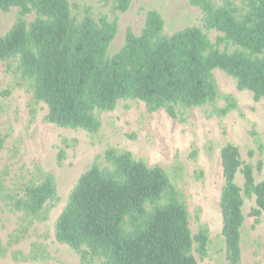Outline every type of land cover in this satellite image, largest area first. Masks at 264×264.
<instances>
[{
    "label": "trees",
    "instance_id": "1",
    "mask_svg": "<svg viewBox=\"0 0 264 264\" xmlns=\"http://www.w3.org/2000/svg\"><path fill=\"white\" fill-rule=\"evenodd\" d=\"M187 1L197 11L187 26L170 30L160 9L149 7L140 33L127 28L123 45L113 50L119 15L132 0H0V11L15 10L14 22L0 33V62L27 85L32 104L46 106V121L92 138L101 128L95 112L112 111L119 100L136 99L149 112L163 109L183 120L185 111L217 99L215 69L232 77L238 90L250 91L254 101L264 99V0ZM211 30L222 34L215 42L208 37ZM221 44L234 49L220 50ZM235 107L234 97L226 95L215 114L223 117ZM253 136L262 153L263 144ZM4 141L0 135V152ZM68 147L63 139L58 163ZM219 154L222 241L212 252L207 227L192 233L187 206L172 183L184 172L178 158L167 169L111 146L80 174L54 223L55 239L81 264H197L193 252L241 264L245 198L254 199L248 215L255 222L264 213V172L258 181L254 174L263 163L243 162L229 142ZM238 172L242 187L235 182ZM58 200L54 176L39 166L17 192L0 183L4 209L23 215L13 242L34 221L46 220Z\"/></svg>",
    "mask_w": 264,
    "mask_h": 264
},
{
    "label": "rangeland",
    "instance_id": "2",
    "mask_svg": "<svg viewBox=\"0 0 264 264\" xmlns=\"http://www.w3.org/2000/svg\"><path fill=\"white\" fill-rule=\"evenodd\" d=\"M160 9L170 30L187 26L197 11L187 0H132L130 8L119 15V29L111 45L119 49L127 28L139 34L145 10ZM33 14L26 17L27 21ZM15 19V10L0 11V33L8 31ZM220 32L211 30L208 37L216 41ZM220 50L232 51L234 46L221 44ZM218 97L213 103L189 109L183 120L169 117L163 109L149 112L136 99L119 100L112 111L95 112L101 121L100 131L93 138L82 129L56 126L45 120L46 106L32 104L28 87L0 62V135L4 147L0 152V183L12 192L35 173L39 166L52 173L58 202L49 209L48 218L34 221L24 236L13 242L11 235L21 226L22 213H10L0 202V264H81L78 256L54 236V223L66 205L68 195L80 174L106 146L129 150L136 159L148 165L169 168L176 158L184 167L183 176L172 179L189 212L193 234L201 226L209 231L211 252L222 241L220 192L223 185L220 148L232 143L239 148L243 162L256 164L261 159L262 172L254 170L255 179L264 172V148L257 149L253 133L264 147V99L254 101L247 90H238L235 80L223 71L213 70ZM8 91V94H4ZM231 95L236 107L223 117L215 114L223 106L225 96ZM35 107L31 115V107ZM63 139L70 147L58 163L57 153ZM252 150L253 156L248 152ZM196 152L195 157L192 156ZM201 172L196 178L195 172ZM235 182L243 186V177L236 174ZM254 199L245 198L242 207L247 234L241 243V264H264V213L259 220L248 215ZM39 251L37 258L31 253ZM197 264H225L208 256L201 259L193 252Z\"/></svg>",
    "mask_w": 264,
    "mask_h": 264
}]
</instances>
